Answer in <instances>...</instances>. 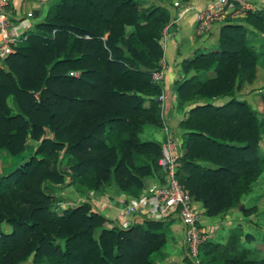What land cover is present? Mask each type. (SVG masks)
Returning a JSON list of instances; mask_svg holds the SVG:
<instances>
[{"label":"trees","instance_id":"1","mask_svg":"<svg viewBox=\"0 0 264 264\" xmlns=\"http://www.w3.org/2000/svg\"><path fill=\"white\" fill-rule=\"evenodd\" d=\"M141 1L47 0L42 18L2 61L0 151L20 161L0 173V264H163L166 221L123 228L89 212L87 200L59 210L69 199L54 193L112 185L136 197L146 179L163 181L160 142L139 134L160 127L162 87L151 72L159 69L169 13ZM243 21L264 33L263 8L246 11ZM245 35L240 24L222 25L217 48L180 62L174 87L176 106L198 100L178 122L175 178L206 216L237 209L264 170V116L236 98L264 55ZM262 78L264 86V67ZM257 196L238 210L245 222L264 212ZM254 240L239 224L228 226L198 245L197 262L264 264Z\"/></svg>","mask_w":264,"mask_h":264},{"label":"rangeland","instance_id":"2","mask_svg":"<svg viewBox=\"0 0 264 264\" xmlns=\"http://www.w3.org/2000/svg\"><path fill=\"white\" fill-rule=\"evenodd\" d=\"M211 2V0H203V4L201 5L200 8L197 9V11L199 9H201L202 7H204L206 5V3ZM263 2V3H262ZM161 4L163 3L160 2ZM179 2H174L171 3V7H177L179 4ZM255 5L259 6L260 8H262L264 5V0H242V6L245 7L244 10L239 11L238 6H236L234 4V6L236 7V12L235 15L233 17H228V19L223 20L224 18H226L227 16H225L223 19L220 18L217 21H212L210 28L207 32H203L202 34H198L196 33L195 27H194V31L196 34V37L199 39H206L205 43H204V47L201 49L203 51H208L211 49H215L218 46V40H217V35L219 32V29L222 25L224 24H240L242 25V27H244V30L246 32V41L248 43V45H250L252 48H254L255 50H259V48L263 45L264 47V33H261L259 31H256L255 28L251 25V23L249 22H245L243 21L244 19V15L246 11H252L255 10L256 8ZM47 8V1L45 4L41 5V11H39V14H37L35 17H31L32 22H38V19H41V17L43 16L45 10ZM180 9V8H179ZM264 9V8H263ZM197 13V12H196ZM195 16V15H194ZM29 19V18H28ZM195 25V22H194ZM169 26V23L167 22L166 25L164 26L162 32H161V36L159 38V41H164L165 37H166V31L167 28ZM162 57V56H161ZM161 59V58H160ZM263 67H264V55H262L261 57H259L257 63L255 64V77L252 79L251 82L249 83H244L242 85V87L240 88V90L236 93V98L238 100H244L252 109H254L257 113V115L259 117L264 116V104L262 102L261 96H259L260 92H264V86H263V78H262V71H263ZM165 66L163 61L159 60V69H158V75L160 76V78L158 79V83L161 84L162 87V95H163V101L160 104V117H161V121H160V127H156V129H160L162 131V133L160 134V136H162L163 134V138H159L160 144H163L165 142V133H167V131H172L171 130V125L169 124V122H171V116L169 119V113L171 111H169V108L165 107L166 105V99H165V86L162 84L163 79H166V73H165ZM77 72V71H76ZM78 73V72H77ZM211 75V71H206V72H202L201 76L202 77H207ZM180 75L177 78V81L174 82V85L180 80ZM174 92V99H173V104H172V112L174 114L177 115L178 119L177 121L179 122L181 120V118L184 116V114L186 113L187 109L189 107H191L192 105H194L195 103H198V100H193L191 104H185L183 106H176V102L177 99L175 97V91ZM229 99V97H221V98H212L211 101L214 103H223L225 101H227ZM186 106H188L186 108ZM186 108V110H185ZM178 122L176 123L177 126ZM174 124V123H173ZM166 126L167 129L163 130V127ZM153 129H155L154 127H146L140 134L139 137L143 140L145 139H151V134L150 132H156ZM173 133L175 131H172ZM175 133V137H176V141H177V151L179 152V154H181L182 150L179 147V143H180V134H181V130H180V134ZM156 138V137H155ZM157 139V138H156ZM13 159H16L15 157H13ZM4 164H7L8 162L6 160H3ZM19 164V163H18ZM15 167V165L11 168V170ZM151 178H149L150 180ZM148 181V179H146L145 183ZM154 182H156V179H154ZM147 183L144 184L143 189H146ZM54 193L56 194H60L65 196L67 199H69V202L72 203H80V200L85 199L86 194L84 195H79L78 193H76L71 187H62L61 190H56L54 191ZM121 192H116L114 186L109 185V186H105L100 192H97L96 195H94L93 197H91L92 202L94 203L95 206H99L101 205V203L103 204H111L114 205L115 210L117 209L116 215L111 213L110 211H101L102 216L105 214V216H107L108 218H111V220H117V216H120V211H119V199L120 197H122L123 194H121L120 196H116L117 194H120ZM258 195V200L256 202L257 204V208L259 210H263L264 211V170L263 172L259 175L255 186L253 187L251 193L247 196H245L244 198V203H250L251 201H253V197ZM89 199V198H88ZM67 200L61 202L58 205V209H64L67 206ZM243 201L241 202V204L243 205ZM106 202V203H105ZM192 202L194 203V205L196 206L197 211L199 212L200 216L198 218L199 222L201 225H203L207 230H208V236L211 237L212 239L214 237H216V233L213 234V232L215 230H217L219 227H222V229L227 228L228 226L234 225V224H239L242 228L243 233H247L248 235H251L253 238H257V240L252 241V245L256 244V246L261 249L264 252V241H263V237H264V212L260 213V218H256L254 216H250L249 219L251 221V223L249 222H245L244 220L241 219L238 210L237 209H231L226 213H221V214H217V215H213V216H206L204 214V210L202 208V206L200 205V203L198 201L192 200ZM251 202V203H252ZM122 216V215H121ZM257 216V215H256ZM129 217V214H126L125 219H127ZM143 220V219H142ZM142 220L138 219L137 222L135 223H140ZM204 220V221H202ZM255 223H254V222ZM174 226H176L178 224L177 221H172L171 222ZM169 223V224H171ZM111 222L108 221L107 224L105 225L106 227L111 226ZM180 229H181V225H180ZM259 238V239H258ZM179 239L180 237L178 235H174V236H170V238L168 239V241L165 244L164 247V251L166 253V257L163 260V264H188L187 261H185L183 259V249L181 250V248H179ZM244 239V237L242 238V240Z\"/></svg>","mask_w":264,"mask_h":264},{"label":"built area","instance_id":"3","mask_svg":"<svg viewBox=\"0 0 264 264\" xmlns=\"http://www.w3.org/2000/svg\"><path fill=\"white\" fill-rule=\"evenodd\" d=\"M238 6L239 11L245 9L242 6V0H211L204 7L196 11L194 16L196 33L207 32L212 21L220 18L223 20L233 17ZM31 13H23L19 18H13L8 12V0H0V67L2 61L14 51L17 42L23 39L31 25L26 21ZM87 37V35H84ZM70 76L76 77V71H69ZM153 81L158 82L160 76L158 70L151 72ZM160 104L163 101V95L159 96ZM167 127L164 126L163 130ZM179 152L177 151V141L172 131L165 133V142L161 144V156L158 158V165L163 172V181H156L136 197L122 195L119 199L120 216L117 220H111L113 224L126 228L133 224V215L137 214L142 219L171 221L178 219L181 225V246L183 253L190 259L192 264H198L197 247L209 238L208 230L200 224V216L196 206L191 200L187 189L180 185L175 178V169L178 165ZM94 191L89 190L85 199L89 202V212L99 213V208L104 204L95 206L91 197ZM89 198V199H88ZM74 203L67 202L68 205ZM126 214L129 217L125 219ZM122 215V216H121ZM108 220V219H107ZM107 224V223H106Z\"/></svg>","mask_w":264,"mask_h":264},{"label":"crops","instance_id":"4","mask_svg":"<svg viewBox=\"0 0 264 264\" xmlns=\"http://www.w3.org/2000/svg\"><path fill=\"white\" fill-rule=\"evenodd\" d=\"M47 0H8V12L11 17L14 19L19 18L21 15V12L27 13L30 12V17L26 18V21L32 26L34 22H32L31 17H35L37 14H39V11H41V5L45 4ZM179 2L177 7H171V3ZM160 4L164 6L169 13L168 23L169 26L166 31V37L164 41H159L162 46V57L160 61H163L165 66V73H166V79H163L162 84L165 86V99H166V108H169V119L171 116V122L169 124L171 125V130L175 131V133L180 134V129L177 126V115L172 112V104L174 99V82L177 81V78L179 75H181V69H180V62L184 59L191 58L196 52H205L201 50L204 47V43L206 39H199L196 37L195 31H194V15L198 8L201 7L203 4V0H164L161 4L160 2H156V0H142L141 5L142 6H149L150 4ZM263 3V2H262ZM264 8V5H262ZM180 8V9H179ZM256 9L260 8L259 6L255 5ZM29 18V19H28ZM42 18V17H41ZM40 20V19H38ZM192 103V101H191ZM188 103V104H191ZM188 106H186L187 108ZM185 108V110H186ZM174 123V124H173ZM155 132H150L151 139H154L156 141H160L159 138H163L160 136L162 131L159 129H153ZM176 134V135H177ZM157 139H156V138ZM34 147V144H32ZM16 159H13V157L8 156L4 151H0V173H6L11 170V168L15 165H17L20 161V157H15ZM3 160H6L8 163L4 164ZM147 186L154 183V179H148L146 182ZM145 183V184H146ZM97 192L94 191V195H96ZM123 193L117 194L116 196H120ZM124 195V194H123ZM66 202H69L67 200ZM106 203V202H105ZM78 204V203H74ZM67 207V206H66ZM102 209V210H101ZM110 211L111 213L116 215L117 209L115 210L114 205L111 204H104L99 208V213L101 214V211ZM106 219L111 220V218H108L103 215ZM138 219H141L138 217L137 214L133 215V222H137ZM177 221L178 224L174 226L171 222ZM204 221V220H202ZM168 223V229H169V236H174L175 234L180 237L179 239V248L182 250L181 246V229H180V222L178 219H173L171 221H166ZM171 223V224H169ZM226 229V228H225ZM225 229H222V227H219L217 230L213 232L216 236L219 235L220 230L224 232Z\"/></svg>","mask_w":264,"mask_h":264},{"label":"water","instance_id":"5","mask_svg":"<svg viewBox=\"0 0 264 264\" xmlns=\"http://www.w3.org/2000/svg\"><path fill=\"white\" fill-rule=\"evenodd\" d=\"M242 207H243V205L242 204H239V206L237 207V210H241Z\"/></svg>","mask_w":264,"mask_h":264}]
</instances>
